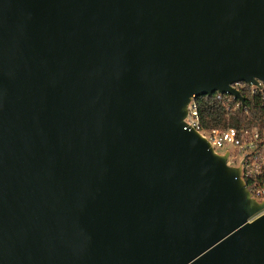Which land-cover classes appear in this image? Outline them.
I'll list each match as a JSON object with an SVG mask.
<instances>
[{"label": "water", "instance_id": "obj_1", "mask_svg": "<svg viewBox=\"0 0 264 264\" xmlns=\"http://www.w3.org/2000/svg\"><path fill=\"white\" fill-rule=\"evenodd\" d=\"M258 80L264 0H0V264H264V199L184 128Z\"/></svg>", "mask_w": 264, "mask_h": 264}, {"label": "built area", "instance_id": "obj_2", "mask_svg": "<svg viewBox=\"0 0 264 264\" xmlns=\"http://www.w3.org/2000/svg\"><path fill=\"white\" fill-rule=\"evenodd\" d=\"M236 90L246 97L260 96L264 105V81L233 84ZM216 99L221 101L227 111H235L244 105L234 95L216 92ZM199 97L193 96L188 103V112L184 118L185 129L196 130L207 138L215 152L228 153V164L242 166V177L252 195L259 201L264 199V126L257 125L238 129L234 126H204L201 119ZM264 213V209L256 216ZM255 216V217H256Z\"/></svg>", "mask_w": 264, "mask_h": 264}, {"label": "trees", "instance_id": "obj_3", "mask_svg": "<svg viewBox=\"0 0 264 264\" xmlns=\"http://www.w3.org/2000/svg\"><path fill=\"white\" fill-rule=\"evenodd\" d=\"M201 119L205 127L234 126L238 129L264 126V105L260 96L248 97L246 104L235 110L227 111L215 95L200 96Z\"/></svg>", "mask_w": 264, "mask_h": 264}]
</instances>
